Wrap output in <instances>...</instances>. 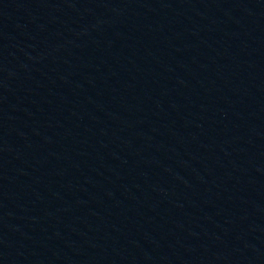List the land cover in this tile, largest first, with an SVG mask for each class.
Masks as SVG:
<instances>
[{
	"label": "water",
	"instance_id": "95a60500",
	"mask_svg": "<svg viewBox=\"0 0 264 264\" xmlns=\"http://www.w3.org/2000/svg\"><path fill=\"white\" fill-rule=\"evenodd\" d=\"M0 264H264V0H0Z\"/></svg>",
	"mask_w": 264,
	"mask_h": 264
}]
</instances>
